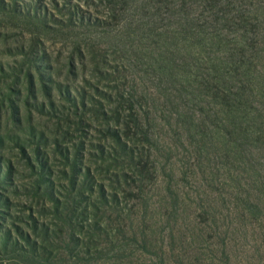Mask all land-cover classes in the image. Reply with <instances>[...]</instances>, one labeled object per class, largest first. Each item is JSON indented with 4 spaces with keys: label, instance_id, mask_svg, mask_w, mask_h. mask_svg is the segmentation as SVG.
<instances>
[{
    "label": "rangeland",
    "instance_id": "rangeland-1",
    "mask_svg": "<svg viewBox=\"0 0 264 264\" xmlns=\"http://www.w3.org/2000/svg\"><path fill=\"white\" fill-rule=\"evenodd\" d=\"M200 3L0 0V264H264V89L203 87Z\"/></svg>",
    "mask_w": 264,
    "mask_h": 264
},
{
    "label": "trees",
    "instance_id": "trees-1",
    "mask_svg": "<svg viewBox=\"0 0 264 264\" xmlns=\"http://www.w3.org/2000/svg\"><path fill=\"white\" fill-rule=\"evenodd\" d=\"M200 2L199 36L202 48H209L208 44L217 47L213 53L214 58H210L211 67L203 68V87L214 92L215 97L220 100L219 104L234 114L235 120H248L249 110L255 104L256 92L264 89L263 84L256 82V78L264 80V77L260 75L257 63L255 51L260 42L256 41L257 26L249 17L252 11L242 9L238 5L240 0ZM210 82L212 88L208 86ZM237 114H241V117H237ZM262 117L260 114L258 120Z\"/></svg>",
    "mask_w": 264,
    "mask_h": 264
}]
</instances>
